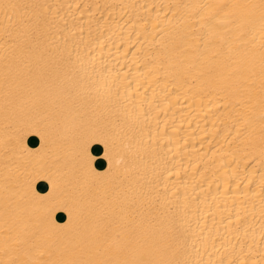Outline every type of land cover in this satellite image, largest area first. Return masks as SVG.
<instances>
[{"label": "bare ground", "instance_id": "obj_1", "mask_svg": "<svg viewBox=\"0 0 264 264\" xmlns=\"http://www.w3.org/2000/svg\"><path fill=\"white\" fill-rule=\"evenodd\" d=\"M0 264H264V0H0Z\"/></svg>", "mask_w": 264, "mask_h": 264}]
</instances>
